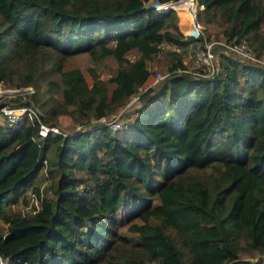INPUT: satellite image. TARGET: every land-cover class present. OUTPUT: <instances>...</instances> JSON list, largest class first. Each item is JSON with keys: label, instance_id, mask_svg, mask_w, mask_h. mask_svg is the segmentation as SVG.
Segmentation results:
<instances>
[{"label": "trees", "instance_id": "16d2710c", "mask_svg": "<svg viewBox=\"0 0 264 264\" xmlns=\"http://www.w3.org/2000/svg\"><path fill=\"white\" fill-rule=\"evenodd\" d=\"M161 1L0 0V82L31 85L50 56L58 78L49 88L62 101L51 104L49 90L25 94L45 96L51 116L70 105L84 117L69 133L44 135L26 117L0 121V255L9 264H264L240 255L264 252V63L217 43L214 72L194 76L176 69L185 64L171 49L168 73L143 87L124 132L101 123L151 80L147 61L161 43L203 39L180 31L173 8L155 7ZM196 1L198 22L221 24L207 39L244 40L264 57V0ZM79 52L111 57L112 85L63 68ZM11 59L30 73L13 80ZM44 158L45 172H57L50 195L34 211L6 210L28 187L39 196Z\"/></svg>", "mask_w": 264, "mask_h": 264}, {"label": "rangeland", "instance_id": "374dc122", "mask_svg": "<svg viewBox=\"0 0 264 264\" xmlns=\"http://www.w3.org/2000/svg\"><path fill=\"white\" fill-rule=\"evenodd\" d=\"M178 12H180V10L178 11V9H176L175 13L177 16V24H178L180 31H182L183 33H190L189 32L190 29L186 30L180 26L179 24L180 17L178 15ZM220 29H221V24H219L216 21L211 22L206 25L202 24V27H201L202 33L206 37L213 33L214 35H217L220 32L219 31ZM201 45H202V41L196 40V41L188 43L187 46H184V49H180L175 46H172L169 43H165V42L161 43L159 46L160 49L158 50V52L154 54L147 61V66L154 73L157 70L161 71L164 74L168 73V71L166 70V66L169 64L170 60L173 58L171 54L168 53V51L171 49H175L176 51L179 50L178 52L181 55V60L183 61L186 67H188L189 69H196L197 64L193 58V53L197 48L201 47ZM215 48L217 51L220 49L217 46ZM134 54H135V51H129L127 53V56L129 58H132ZM62 66L63 68L77 66L81 70L84 81L87 84H89L92 81L93 76H95V77H98L104 80L106 84L110 86L112 84L108 80H109V77L113 74L115 68L117 67V63L109 56L102 57V58H92L87 52H79V53H75V54L64 57L62 59ZM10 68L13 72V75H12L13 80L16 78V76L19 73H22V75L25 72L30 73V68L27 66L26 63L22 61L11 59ZM36 68H38V70L34 72L33 74L34 81L32 83L33 85L31 84L33 86V91L35 89L34 93L39 94L42 91L49 90L50 95L53 96L54 98L53 100L50 98L51 99L50 103L53 104L52 102L54 103L61 102L62 98H61L60 91L54 90V87L49 88L50 87L49 79L58 78L54 72L51 57L49 56L48 58H46L43 64H37V66H35V69ZM15 82H17V80H15L14 82L13 81L0 82V88H16V87L18 88L19 86H22L21 84L20 85L15 84ZM152 82L154 81H152V78H151L150 81L138 87L137 90L133 92L132 94L128 95L122 101L121 104H118L112 107L110 114L117 112L122 121L123 120L126 121L127 119L132 117L134 113V108L136 106L132 108H124L123 104L133 94H137L138 99L141 100L140 92L142 91L143 87L149 85ZM156 82L157 81H155L153 85ZM11 92H13V94L9 95L11 94ZM15 92H16L15 90H11V91H8L7 93H4L3 96L0 97V102H5L8 104H17L21 100H26L27 104L34 107L36 111L39 112V114L42 113V115L48 116L49 119L47 120L55 123V125L58 127L60 131L69 133L81 125L80 123H78L79 119L81 120L84 119V117L80 116L79 111L72 110L70 108V105H67L65 108H61L58 106L62 110L57 111L55 116L54 115L51 116V111L49 110L45 111L43 106L41 105V102L43 101V98H45V96H43V98H41L40 101L37 103L32 98H29L27 94L20 95V94H16ZM15 97H19V98H15ZM0 121L3 122V118L1 114H0ZM95 121H99V119L91 118L90 120L91 126L94 125ZM110 130L116 135H121L124 132V129H118V130L110 129ZM78 174H82V171H79ZM56 175H57V172L54 168L51 174L50 172L46 173L45 170H43L42 168L39 174L36 176L34 183L35 185L38 186L39 189H41L43 194L50 195V192L53 189V183L55 181ZM27 189H31V187H28L25 190H23L21 194L25 193ZM19 198L20 196L15 201H10L9 203L4 204L5 209L16 215H21V213H28L30 211L31 206L29 205V203L26 202V200H20ZM0 227L2 229H4L5 227V223H3L1 220H0ZM121 231H124V228H121ZM240 255L241 257H246L249 259L257 258V257H261L262 259H264V252L258 253V251H255V250H249V252H246V250H243L240 252ZM146 264H155V262L150 261V262H147Z\"/></svg>", "mask_w": 264, "mask_h": 264}, {"label": "built area", "instance_id": "2783aa9c", "mask_svg": "<svg viewBox=\"0 0 264 264\" xmlns=\"http://www.w3.org/2000/svg\"><path fill=\"white\" fill-rule=\"evenodd\" d=\"M202 4L198 3L196 0H165L161 2L155 3V7L158 10L166 9L168 7L176 9H185L188 12V29L190 33L197 35L201 34L202 45L201 47L197 48L193 53V58L197 64L196 69H189L185 65L183 67L176 68L177 70L190 73L194 76H209L211 75L215 68V51L214 45L219 44L220 47L225 50L229 51L237 56H241L246 58L247 60H251L253 62H261L264 63V58L261 55H255L251 46L244 40L239 41H229V40H222V39H207L205 35L202 33L201 27L202 24L196 20V8L201 7ZM165 74L161 71L157 70L153 77L152 81H155ZM140 87V86H138ZM15 90L16 94L24 95L25 93H29L33 91V87L30 84H25L19 86L18 88H0V97L3 96L4 93L8 91ZM13 92H11L12 95ZM132 94V93H131ZM138 95L133 94L124 104V108H131L138 103ZM0 114L3 118V121L10 125L15 122H18L23 116L27 118L31 123H37V134L44 135L46 132H60L58 127L53 124H46L42 122L38 115V111L31 105L27 103L22 104H8L5 102H0ZM101 123L106 124L110 129L118 130L121 129L125 125V120H121L120 116L117 112L112 113L106 117L100 119ZM43 160V170L46 167L45 158ZM39 196L32 189H27L25 191V200L31 206L30 211H34L39 207L40 195L42 193L41 189H39ZM0 264H9V261L0 255Z\"/></svg>", "mask_w": 264, "mask_h": 264}, {"label": "bare ground", "instance_id": "6f19581e", "mask_svg": "<svg viewBox=\"0 0 264 264\" xmlns=\"http://www.w3.org/2000/svg\"><path fill=\"white\" fill-rule=\"evenodd\" d=\"M179 11V10H178ZM178 15L180 17V24L184 21V28L183 29H188V15L187 14H183L182 12H178Z\"/></svg>", "mask_w": 264, "mask_h": 264}, {"label": "clouds", "instance_id": "9594fccd", "mask_svg": "<svg viewBox=\"0 0 264 264\" xmlns=\"http://www.w3.org/2000/svg\"><path fill=\"white\" fill-rule=\"evenodd\" d=\"M176 11V10H175ZM132 108V107H131ZM23 117H25V116H23ZM29 121V120H28ZM30 122V121H29ZM122 129V128H121ZM24 195H25V193H24ZM25 198V197H24ZM22 214V213H21Z\"/></svg>", "mask_w": 264, "mask_h": 264}, {"label": "crops", "instance_id": "0c3cea01", "mask_svg": "<svg viewBox=\"0 0 264 264\" xmlns=\"http://www.w3.org/2000/svg\"><path fill=\"white\" fill-rule=\"evenodd\" d=\"M185 10V9H184Z\"/></svg>", "mask_w": 264, "mask_h": 264}]
</instances>
